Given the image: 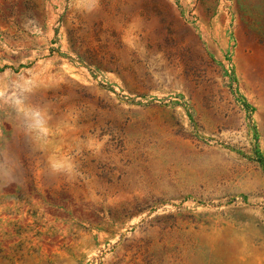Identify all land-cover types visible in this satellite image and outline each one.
<instances>
[{
    "label": "rangeland",
    "instance_id": "rangeland-1",
    "mask_svg": "<svg viewBox=\"0 0 264 264\" xmlns=\"http://www.w3.org/2000/svg\"><path fill=\"white\" fill-rule=\"evenodd\" d=\"M0 264H264V0H0Z\"/></svg>",
    "mask_w": 264,
    "mask_h": 264
}]
</instances>
